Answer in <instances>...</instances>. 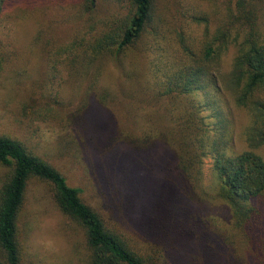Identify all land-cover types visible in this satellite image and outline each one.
<instances>
[{
    "label": "rangeland",
    "instance_id": "obj_1",
    "mask_svg": "<svg viewBox=\"0 0 264 264\" xmlns=\"http://www.w3.org/2000/svg\"><path fill=\"white\" fill-rule=\"evenodd\" d=\"M224 2L155 0L154 19L141 38L118 57L96 58L89 68L80 64L81 50L91 47L93 38L105 31H118L129 10L128 0H92L91 4L85 0H14L0 13V136L20 142L57 169L69 186L80 189L82 201L112 231L129 239L155 264L168 261H160L162 250L153 243V236L142 233L134 219L133 203H151V193L162 185L164 172L168 176L162 171L167 154L162 143L169 119L166 112L191 98L194 104H211L200 114L213 125L212 106L217 99L211 81L205 80L204 92L186 94L179 104L170 105L168 96L157 94L152 76H159L160 71H155L178 53L175 32L202 40L204 24L194 21L190 13H205L214 29ZM161 43L166 48H158ZM72 48L75 52H70ZM194 52L201 55L199 50ZM232 55L230 49L221 56L218 67L209 66L210 75H225ZM233 106L227 136L232 139V151L238 153L246 149L240 133L247 118ZM82 115L84 118L76 119ZM142 129H149L153 145L138 154L127 138L134 141ZM123 151L129 159L121 160ZM212 162L210 156L203 160L201 184L213 195ZM117 164L126 165L127 182L139 187L136 197L125 205L107 184ZM5 173L0 167V184ZM155 204L150 205L152 210L158 209ZM202 206V215L212 222L229 218L221 201L206 200ZM19 229L25 264H85L81 230L59 214L45 185L36 181L29 185ZM234 239L237 243L244 240L241 235Z\"/></svg>",
    "mask_w": 264,
    "mask_h": 264
},
{
    "label": "trees",
    "instance_id": "obj_2",
    "mask_svg": "<svg viewBox=\"0 0 264 264\" xmlns=\"http://www.w3.org/2000/svg\"><path fill=\"white\" fill-rule=\"evenodd\" d=\"M13 1L0 0V13ZM128 3V13L118 31H105L93 38L91 47L81 50V66L89 68L96 58L108 54L118 57L141 38L154 19L155 0ZM190 14L194 21L204 24L202 40L197 42L175 32L178 53L154 70L160 72L159 76H152V81L159 96L171 99L170 105L179 104L186 94L204 92V81H211L217 99L212 106L215 122L208 124L200 114L211 104H194L191 98L166 112L169 119L162 143L167 154L162 171L174 178L165 177L164 172L162 185L151 193V203H133L134 219L142 233L153 236V243L161 248V262L167 259L168 264H264V0H225L214 29L205 13ZM158 48H166V44L161 43ZM72 49L70 52H75ZM230 49L233 55L227 73L211 76L209 66L218 67L221 56ZM76 56L79 53L72 59ZM232 106L242 110L247 118L240 133L246 149L238 153L232 151V139L227 136ZM81 118L84 116L76 119ZM138 137L134 141L127 138L135 144L133 151L148 152L153 145L149 129H142ZM126 154L121 152V160L129 159ZM207 156L213 160V195L206 193L201 184V166ZM0 167L6 169L0 184V264H25L19 223L27 190L34 181L45 185L59 214L81 230L85 264H155L129 239L112 231L82 201L80 189L69 186L57 169L28 152L20 142L0 136ZM116 167L110 171L107 184L121 197L122 205L129 204L139 187L127 182L126 165ZM206 200L224 203L229 218L216 223L202 215V202ZM155 201L158 209L152 210L150 205ZM235 235L244 240L237 243Z\"/></svg>",
    "mask_w": 264,
    "mask_h": 264
}]
</instances>
